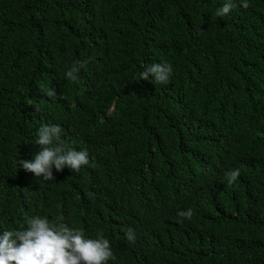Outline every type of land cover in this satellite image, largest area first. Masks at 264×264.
<instances>
[{
    "label": "trees",
    "instance_id": "1",
    "mask_svg": "<svg viewBox=\"0 0 264 264\" xmlns=\"http://www.w3.org/2000/svg\"><path fill=\"white\" fill-rule=\"evenodd\" d=\"M226 2L0 0V228L86 216L129 251L107 264H264V0ZM42 125L103 167L20 168Z\"/></svg>",
    "mask_w": 264,
    "mask_h": 264
},
{
    "label": "clouds",
    "instance_id": "2",
    "mask_svg": "<svg viewBox=\"0 0 264 264\" xmlns=\"http://www.w3.org/2000/svg\"><path fill=\"white\" fill-rule=\"evenodd\" d=\"M241 6L247 8L248 0H241ZM231 0H227L218 9L217 16L229 13ZM83 64H78L68 71L65 76L72 81L77 80V74ZM171 65L154 63L147 67L140 76L148 80L152 76L158 83H167L172 74ZM45 94L54 98L55 89H44ZM38 110V109H37ZM59 125H42L38 130L36 144L39 151L31 160H20V168L33 173L45 180L54 179L52 168L62 171L66 166L71 172H79L81 176L92 178L102 166L103 159L98 156H88L86 150L66 148L61 139ZM240 175V169L227 174L229 183L234 182ZM106 211L116 210L114 198L109 199ZM181 217L191 218L192 210L178 213ZM115 219V218H114ZM116 220V219H115ZM72 223H52L46 217H26L22 229L6 226L0 228V264H107L115 261L117 254L129 255L126 245H122L117 237L114 224L101 225L97 218L79 216ZM136 222L130 211V223ZM27 225V226H26ZM126 239L134 241L135 235L129 230Z\"/></svg>",
    "mask_w": 264,
    "mask_h": 264
}]
</instances>
